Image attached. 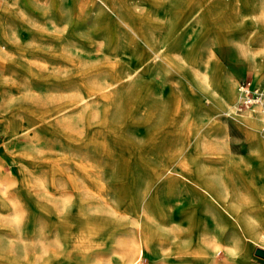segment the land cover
I'll list each match as a JSON object with an SVG mask.
<instances>
[{
	"label": "rangeland",
	"instance_id": "rangeland-1",
	"mask_svg": "<svg viewBox=\"0 0 264 264\" xmlns=\"http://www.w3.org/2000/svg\"><path fill=\"white\" fill-rule=\"evenodd\" d=\"M73 1L0 0V51L13 58L19 55V48L45 37L52 40L46 49L95 54L83 63L98 59L96 53L105 50L116 36L115 16L110 14L109 27L102 21L103 26L90 35L87 28L98 16L100 3L112 0H80L79 11ZM131 1L134 0H126L129 4ZM136 1L138 7L132 5L135 12L144 8L146 16L151 13L147 16L148 28L157 21L152 17L157 8L159 18L166 13L168 17L181 16L195 9L196 13L186 24L184 36L171 40L168 60L153 63L151 55L150 65L138 71L131 85L137 89V96L124 100L117 114L105 116L109 129H102L94 144L88 142V153L73 145H59L60 138L53 131H81V119L90 116L95 121L99 117L95 115L96 106L80 107L34 135L20 130L18 121L10 120V108L27 104L36 96L70 97L77 82H69L67 89L56 91L24 86L18 91L0 90V264H264V258L254 252L257 247L264 249V244L244 239L243 250L232 239L236 237L234 219L228 212L234 203L232 181L225 186L224 200H213L198 187L218 179L219 168L228 176L231 174L232 180L236 177L244 192L250 191L254 199L257 197L249 173L258 175L256 189L260 188L264 197V145L259 141L264 138L260 132L252 134L240 116L244 111L235 114L231 110L229 115L236 99L226 97L223 91L224 82L231 83L234 89L239 82L264 84V0H247L252 8L246 6L240 11L236 8L240 0L207 2L210 14L202 0H162L163 4L161 0ZM220 26L225 30L216 35ZM58 38L62 40L56 41ZM70 67H47L43 71L41 62L31 63V69L42 71V75L48 72L62 78L65 71H74ZM0 69L5 70L2 82H21L19 74L12 70L20 71L15 64L0 59ZM208 71L213 73L210 91L198 82ZM108 96L113 98L112 94ZM197 108L212 110L218 123L213 128V141L202 138L204 128L193 130L189 139L193 129L189 122ZM74 122L75 128L71 129ZM164 127L172 134L167 144L162 149L147 148V133ZM85 136L86 139L91 135ZM115 138L129 140L132 151H119ZM195 139H200L197 148H193ZM144 145L145 151H138ZM215 151L227 153L229 160L218 164ZM122 153L131 154L132 160L142 157V161H135L124 170L102 160L96 167L101 173L99 188L83 181L76 168L79 162L87 163L89 155ZM188 170L189 181L183 177ZM188 230L193 238L186 243L183 235Z\"/></svg>",
	"mask_w": 264,
	"mask_h": 264
},
{
	"label": "bare ground",
	"instance_id": "bare-ground-1",
	"mask_svg": "<svg viewBox=\"0 0 264 264\" xmlns=\"http://www.w3.org/2000/svg\"><path fill=\"white\" fill-rule=\"evenodd\" d=\"M213 1H215V0H202V3H203L202 5H204L205 10L207 12L209 11L208 14H210L211 11L209 8V4L207 2L214 4ZM236 1H238V0H236ZM240 1H241L240 5L236 7L239 11L242 9L244 10L246 6H248L249 8H252V4L250 5V3L247 2V0H240ZM73 3L75 5V7L77 8V10L79 11L80 0H74ZM138 4H139V2H137L136 0H134L132 2V4L127 3L126 0H112L110 2H102V4L100 3V11L98 13V16H96L94 18L95 21L92 23V25H90V27L87 28V35L88 34L90 35L92 32L96 31V29L102 27L103 24H100L102 21L105 23V25L107 27L111 26V19H110L111 15L110 14H112L113 16H115V21H114L115 27L113 29V32L115 33L116 36H114L115 38H114L113 43L105 45V50H103L102 52L96 53L97 58L98 57L99 58L94 60L93 62H90V61H87L84 63L82 62V60L85 61L86 57H90L91 55H95L94 53H91V52H89V53H87V52H76L75 54H67V53H63V52L59 51L57 48H47L46 49L45 46L50 45V42H52V40H48L45 37L33 39V41H32V42H34L33 44H28L25 47L19 48V50L17 52L19 55H16L13 58H12V56L6 55L2 51H0V59L8 60L9 63H11V65L15 64V66H18L20 68V71L18 69H15V70L12 69V70L15 73L19 74L18 78H20V80H21V82L17 81L16 83L14 82L12 85L7 84L5 81L2 82L3 73L5 72V70L0 69V90L1 91H7L8 89H13V88H16V91H18L21 86H24L25 88L27 87L30 89L31 88H36V89L43 88V89L48 90V91H53V90L56 91V90H62L63 88L67 89L66 85L72 81L77 82V84H78V85H76L75 90L70 97H67V98L62 97V98H58L59 99L58 100L54 96H46L44 98L36 96L34 98H30L29 100H27L26 101L27 104H18L17 106L10 108V115H11L10 120L18 121L19 122L18 125H19L20 130H25V132L27 130L28 131L27 133H31V135H34V134H37L36 132L40 131L42 128L49 129L51 124H53L58 118L66 117L69 114H71L74 110H76L80 107L89 106V105L96 106L98 108H97V110H95L96 111L95 115L98 114L97 116H99V117H97L95 119V121H92L90 119L89 114L96 107L91 109L87 113V115L89 117L87 119H84V121H83V119H81V122H83V124H84L83 128H81V131H77V132L74 131L73 132V131L67 130V129L66 130H60V131H56V130L53 131L54 135H57L58 138L61 139V140L57 139V143L59 145H63V144L73 145L74 149L75 148L81 149L83 151H86V153H88V151H87L88 146H89L88 142H90V143L92 142V144H94L96 142V141L94 142V139H96V140L98 139L97 137L100 136L99 133H101V130L103 129L102 131H105V130L109 129L108 125H107V119L105 118V116L107 114H112V116L115 113L117 114V112H119L118 109H120V106L123 104L124 100H126L127 98L129 99L130 97H136L137 96V95H135L137 89H135V87L131 86V85H133V83H135V78H136L138 71H140V69L145 68L146 66L150 65L149 61L151 59V57H150L151 55H153V58H154L153 63L162 64L163 62H166L168 60V50H169V44L171 43V40L173 42L176 39H180L184 36V33L186 31V27H185L186 24L188 23L189 19L191 17H193L196 13V9H195L189 13H183V15H181V16H172V17L169 16L168 17V15L166 13V16L159 18V13H158L159 11L157 12V9H158L157 8L156 12H153L154 14L152 16L157 21L152 22L151 26L148 28L149 23H148L147 19H148V17L151 16V13H148V15L149 14L150 15L149 16L147 15L148 16L147 17L146 16L147 11L144 8L140 11L138 10L137 12H135L134 9H132V5L133 6L136 5L138 7ZM161 4H163L162 0H161ZM176 5H175V7H176ZM191 8H193V7H191ZM100 14H102L101 18H98L100 16ZM217 14H218V12H217ZM219 16H221V15H219ZM165 17H167V19H164ZM222 19H224V18H222ZM218 21H220V20H218ZM77 24L81 25V23H77ZM214 25H215V23H214ZM95 26H97V27H95ZM220 27H221L220 29L216 30V35H218V31L223 33L222 31L225 30V29L224 30L222 29L223 28L222 26H220ZM78 29H82L81 26H79ZM0 31L2 32V27L0 28ZM106 31H107V29H106ZM212 31H213V29H212ZM121 33H125V34L127 33V35L121 34ZM107 39H108V36H107ZM60 40H62V38L56 39V41H60ZM108 41H109V39H108ZM103 56L105 58H103ZM20 59H21V61L18 63L17 61ZM34 60H38V62H41L42 67L45 68L43 71H46L47 67L50 68V70H51V67H55V68L60 69V68L67 67V66H71L69 69L73 68L74 71L73 72L65 71L64 72L65 77H63V78L61 75H54V74L51 75V74H48V72H46V75H42V73H41L42 71L39 72L37 69L36 70L31 69V63ZM81 65L84 66L83 69L75 70L78 66H81ZM253 65H257V64H255L253 62ZM212 74H213L212 71L205 72L203 77H200L198 79V82L201 85H203V87L205 89L207 88L209 90V88L213 82ZM238 84H240V82ZM224 85H225V89L223 91H225V94L227 95L226 97H229L231 99H233V98L236 99L235 103L232 105V108H230L229 115L231 114V110H233L235 114H240V113H237L238 112L237 107H238V105L240 103V99H241V97L238 96L239 95L238 94V86H236V89H234L232 87L231 83L228 84V82H224ZM199 86L200 85H198V87ZM111 94L113 95L112 99H110V97L108 96ZM89 101H91V102H89ZM154 106H156V105H154ZM155 108H157V107H155ZM158 111H160V109ZM158 111H157V113H158ZM193 111H194L193 112V114H194L193 119L191 122H189V127L192 126L193 129H190L192 132L189 133V137H190L189 139H191V134H193V130H195L196 128H199V129L204 128L202 138L206 137L208 141H213V138H214L213 128H215V126H216L215 124H217V126H218V123L215 122L213 119L214 115L211 114L212 110L210 111V109H206V108H197ZM242 111H244V113L243 114L241 113L240 116H243L245 119L244 121L251 127L252 134L257 135L258 132H260L262 134L261 136H263V138H264V113L261 112L259 110V108H257V107H255L254 110L242 109ZM154 112H156V111H154ZM119 118H120V115H119ZM115 122H117V121H115ZM157 123H158V121H157ZM74 124H75V122L73 124H70L71 129L75 128ZM67 125H69V124H67ZM217 126H216V128H217ZM151 131H153L152 134H151V132H149V133H147V136H146V139H147L146 141L148 143V144H146L147 148L149 146V148H154V147L159 148L160 147L162 149V147L167 144V141H168L167 139L169 138V136L172 135L170 132L169 133L167 132L166 127H164V129H162V130H159L158 128H154ZM181 132H183V130H181L180 133ZM102 133H104V132H102ZM85 135H88V136L91 135V136H89L85 139V137H86ZM165 139H166V142H165ZM199 140L196 141V139H195L193 148L194 147L197 148V146L199 144ZM113 141L119 147V149H118L119 151H132L131 149H133V146L131 145L132 143H130L129 140H116V138H115V139H113ZM259 141L261 142V145L263 146L264 141L261 140L260 138H259ZM169 143H170V141H169ZM256 144H257V142H256ZM97 145H99V144H97ZM150 145H152V146H150ZM144 147H145V145L141 146L138 149V151H140V149L142 151H145ZM101 148H102V146H101ZM198 152H199V150H198ZM255 152H256V150H255ZM119 153H121V152H119ZM213 153H215L214 155L216 156V158L218 160L217 161L218 164L223 163V161L229 160L227 153H225V152L223 153V152H218V151L216 152L215 151ZM168 155L171 156L170 154H168ZM204 155H206V154H204ZM132 158H133V156L131 154L127 156L123 153L120 154L119 156H112L110 154H105V156L89 155V159L87 160V163L86 162H81V163L79 162V163H77L78 165H76V168L79 171L80 176L83 179V181L88 182V183L93 185V184H97L98 180L101 178V173L98 170V168H96V167H97V165H99V163L102 160L107 162L108 164H115L124 170H128L129 166L132 165V163H134L135 161H142L141 160L142 157H135L134 160H132ZM261 159L264 161V157ZM206 170H207V168H206ZM218 170H219L218 176L220 175L218 179L216 178V180L214 179L209 183L207 182L202 187L198 185V187L202 188L204 190V192L208 196L210 195V197L213 200H219V199L224 200V198H225L224 192H226L225 186H226V184H229V182L232 181V183L234 184L232 187L234 193H233V195H231V196H233V199L232 198L231 199L233 200L234 203H231L229 208L227 207L229 210L228 212L233 217L232 219H234V224H235L234 226L236 227V228H234V226H233V228L235 229V232H236L235 233L236 237H233L232 239L239 242L238 246L240 248H242L243 250L246 247V243H245L244 239H247V240L252 241V242H259L260 244H264V218H263L264 205H262V204H264V197H263V195H261L262 190L260 188L256 189V188H258V186H257V182L255 179H256V177L258 178V175L249 173V176L251 179L249 181L253 184V187L255 188L254 189L255 190L254 195L257 197V199H254L253 195L250 193V191H248V193L244 192V189L241 188V186L238 182V179H236V177L235 178L233 177L234 180H232L231 174H230V176H228L229 174L227 172L224 173V172H222V169L220 170L219 168H218ZM235 171H237V170L235 169ZM190 173L191 172H189V170H188V171H185V173L183 174V177L188 181L190 179ZM125 174H126V172H125ZM215 177H216V175H215ZM240 177H241V175L239 176V178ZM226 182H228V183H226ZM97 188H99L98 184H97ZM228 196L229 195H227V197ZM202 200H203V198H202ZM202 200H201V202H202ZM225 210H226V208H225ZM212 214H213V212H212ZM227 219H230V218H227ZM225 230H226V228H225ZM182 233L180 235H182ZM223 235L224 234H222V236ZM183 236H184V238L187 239L186 243L189 240H191V238H193L190 230L186 231V233ZM165 237H167V236H165ZM171 237H172V235H171ZM231 241H229V242H231ZM169 243L172 244L173 246H176L173 244L174 242L169 241ZM179 243H180V241H179ZM202 246H204V245H202ZM210 248H212V247H210ZM260 248H262V247H260ZM232 254H235V253H232ZM205 258H207V257H205ZM211 258H212V256H211Z\"/></svg>",
	"mask_w": 264,
	"mask_h": 264
},
{
	"label": "built area",
	"instance_id": "built-area-1",
	"mask_svg": "<svg viewBox=\"0 0 264 264\" xmlns=\"http://www.w3.org/2000/svg\"><path fill=\"white\" fill-rule=\"evenodd\" d=\"M238 94L241 99L237 110H254L257 107L264 113V84L256 85L251 82H240L238 84Z\"/></svg>",
	"mask_w": 264,
	"mask_h": 264
},
{
	"label": "water",
	"instance_id": "water-1",
	"mask_svg": "<svg viewBox=\"0 0 264 264\" xmlns=\"http://www.w3.org/2000/svg\"><path fill=\"white\" fill-rule=\"evenodd\" d=\"M254 252L256 255L264 258V249L263 248L257 247V248H255Z\"/></svg>",
	"mask_w": 264,
	"mask_h": 264
}]
</instances>
